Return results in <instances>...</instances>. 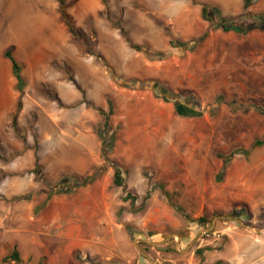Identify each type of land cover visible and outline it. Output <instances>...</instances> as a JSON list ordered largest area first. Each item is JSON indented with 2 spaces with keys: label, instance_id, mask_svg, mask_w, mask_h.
I'll list each match as a JSON object with an SVG mask.
<instances>
[{
  "label": "rangeland",
  "instance_id": "rangeland-1",
  "mask_svg": "<svg viewBox=\"0 0 264 264\" xmlns=\"http://www.w3.org/2000/svg\"><path fill=\"white\" fill-rule=\"evenodd\" d=\"M65 2L78 35L57 0H0V264H17L3 261L15 249L23 264H264V31L217 26L245 14L243 0ZM249 11L264 14V0ZM110 103L107 163L98 109ZM129 192L137 208L151 193L143 210Z\"/></svg>",
  "mask_w": 264,
  "mask_h": 264
},
{
  "label": "trees",
  "instance_id": "trees-1",
  "mask_svg": "<svg viewBox=\"0 0 264 264\" xmlns=\"http://www.w3.org/2000/svg\"><path fill=\"white\" fill-rule=\"evenodd\" d=\"M59 3V11L61 13V16L67 25L69 31L73 35H78L79 30L77 29L73 18L67 11V4L65 0H57ZM103 3H106V0H101ZM258 0H243V9L245 11V14L237 16V17H231V18H220V21L217 23V26L222 29L224 32H236L241 35H247L255 30L264 31V14H252L249 10L257 3ZM211 9L207 4L202 5V19L207 22H212V18L210 16ZM253 20L251 23H246L244 20ZM207 35H204L200 37L198 40L195 41V43L203 42L206 39ZM172 46L178 47V48H187L190 43L183 42L180 40H173L171 42ZM130 46L135 49L138 52H145L149 57H163V54H151L148 51H146L145 47L134 44L130 41ZM5 58L11 63L12 66V72L13 75L17 81L16 88L17 91L21 94L24 93L26 81L22 73V65L21 63L16 59L14 56L13 49H9L5 52ZM22 104H19L18 112L20 111ZM101 117L103 118V125L102 129L99 132V137L101 139L102 143V149H101V156L105 160V162L109 163L111 161V154L114 150L115 143H116V135L114 133L111 134V117L114 114V105L113 103H110V108L108 111L99 108L98 109ZM175 111L178 116L183 118H199L202 117V112L198 111L193 105H188L185 103H177L175 106ZM17 115L14 116V127L17 125ZM256 144H261V142H256ZM238 152H233L229 156H222L220 155V158L224 160V168L223 171L226 169L228 163L230 160L237 155ZM115 166V177H114V185L117 187H123L125 185V178L122 169L118 165ZM97 174L96 172L86 176L84 178H73L68 179V183H74L76 187H86L93 182L97 180ZM69 185H67L68 187ZM159 188L163 191L164 195L168 198H170V193L166 188V185L163 183L158 184ZM65 186H61V189H64ZM72 191V190H71ZM151 193L148 192L144 199L143 204L140 208H137V203L139 201V196L133 193H127V196L125 198V201H131L132 208L137 211H141L144 209L146 202L150 199ZM177 210L184 215L185 218L189 219V216L185 215L184 210L179 207L175 206ZM238 213V212H235ZM198 223L204 224L206 220L204 218H199L197 220ZM210 250V249H208ZM199 254H203V250L198 251ZM5 263H17V264H23L24 260L21 256V253L18 249H15L10 255L6 256L3 260Z\"/></svg>",
  "mask_w": 264,
  "mask_h": 264
},
{
  "label": "bare ground",
  "instance_id": "bare-ground-1",
  "mask_svg": "<svg viewBox=\"0 0 264 264\" xmlns=\"http://www.w3.org/2000/svg\"><path fill=\"white\" fill-rule=\"evenodd\" d=\"M231 1H232V0H231ZM227 2H228V1H227ZM231 3H232V2H231ZM226 4H227V3H226ZM228 4H230V3H228ZM228 4H227V5H228Z\"/></svg>",
  "mask_w": 264,
  "mask_h": 264
},
{
  "label": "crops",
  "instance_id": "crops-1",
  "mask_svg": "<svg viewBox=\"0 0 264 264\" xmlns=\"http://www.w3.org/2000/svg\"><path fill=\"white\" fill-rule=\"evenodd\" d=\"M11 64V63H10ZM5 66H8V65H5Z\"/></svg>",
  "mask_w": 264,
  "mask_h": 264
}]
</instances>
